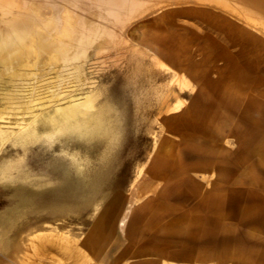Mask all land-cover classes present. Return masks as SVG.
<instances>
[{"label": "rangeland", "instance_id": "obj_1", "mask_svg": "<svg viewBox=\"0 0 264 264\" xmlns=\"http://www.w3.org/2000/svg\"><path fill=\"white\" fill-rule=\"evenodd\" d=\"M196 20L178 13L173 34H150L151 28H145L147 34H130L132 46L124 60H106L105 68L93 51L88 53L85 75L103 91L95 105L110 109L114 140L49 134L51 128L40 122L37 136L25 145L13 144L26 133L31 111H52L53 104L78 98L92 85L79 87L73 80L58 85V68L36 84L31 78L0 81V139L5 131L12 139L0 141V264H98L106 253H118L131 230L133 236L136 229H145L152 217L155 223L151 207L164 202L155 196L176 190L178 182L183 186L178 190L188 196L185 226L195 220L200 240L212 236L205 254L216 255V264H264V83L250 80L259 75L251 67L226 69L233 56L248 64L228 34H188V26L203 25ZM150 36L155 49L163 43L186 47L189 54L176 67L191 86L179 89L168 59L155 58L145 46ZM213 48H222L220 61L204 57ZM203 58L207 64L200 63ZM233 74L246 80L233 79ZM164 95L168 105L162 109ZM169 161L175 168L165 165ZM100 174L104 181L96 180ZM19 190L28 193L20 197ZM191 234L192 229L185 230V246L194 243ZM115 241L118 246L109 250L107 244Z\"/></svg>", "mask_w": 264, "mask_h": 264}, {"label": "bare ground", "instance_id": "obj_2", "mask_svg": "<svg viewBox=\"0 0 264 264\" xmlns=\"http://www.w3.org/2000/svg\"><path fill=\"white\" fill-rule=\"evenodd\" d=\"M178 13H183L203 22L201 27L188 26V34H228L229 39L240 45V55L243 54L242 56L246 61L248 60V64L238 63L237 57L232 55L233 57H230L227 63L225 62L226 69L232 67L241 69L242 66L251 67V70L259 75L250 78V80L256 81L257 84L264 83V0H0V81L8 78L14 83H19L31 78L29 80H33L36 84L35 81L47 76L50 70L58 68L60 71L56 84L63 85L64 82L73 80L79 83V87L88 83L92 85L90 90L78 98H73L64 104H58V102L57 105L53 104L54 109L52 111L46 112L44 110L39 113L31 111V122L27 127H23L26 129V133L13 144L25 145L29 138L37 136L36 133L39 130L38 127L37 129L35 127L40 122L51 128L52 132L49 134L58 132L64 135H75L77 138L87 141L106 137L110 140L116 139V131L113 129L108 114L110 109L95 105L97 98L103 94V91L95 88V82H89V78L85 75V66L89 61L88 53L93 51L97 60H100L98 63L102 66L105 65L102 63L106 60L113 59L112 61H116L126 52H129L130 46H132L130 34H147L148 28H151L149 29L150 34H173L174 32L171 30L175 27L173 19ZM162 29L164 32L157 33ZM150 37L144 41L145 46L147 45L153 51L155 58L168 59L171 68L174 70L173 79L175 82L177 81L176 84L179 85V89L183 87V84L191 86L190 79L176 67L178 65L176 62H185L189 54L185 49L186 47L163 43L161 47L158 46L155 49L154 46L150 45V39L153 40L154 37ZM220 50L215 52L214 48L210 49L204 57L208 61L214 59L220 61L223 54L222 48ZM242 56H239L238 59ZM183 57H185L184 60L181 59ZM205 58L200 62H204L202 65L207 64L205 63L207 61H204ZM161 65L164 67L165 64ZM234 71L236 70L234 69ZM225 75L228 77L227 74ZM235 75L233 74V79L246 80L243 76L236 77ZM174 81L172 80V82ZM229 81L232 82L230 79ZM175 82L172 84L175 85ZM54 94V96L58 95L55 92ZM72 94L70 90V95ZM167 97L164 95L162 98V109L168 105L165 104ZM18 98L20 97L18 96ZM32 100L30 102L33 103L36 99ZM33 106L35 105L25 107L24 113ZM6 109L7 107L2 109L1 114ZM5 132L1 134V143L11 139V136ZM170 161L164 162L165 165H173L175 168V163H170ZM103 175H98L96 180L102 181ZM64 191L66 197L70 196L71 191L68 188ZM27 193L24 190L16 192L17 196L20 197L27 195ZM87 193L90 194L91 192ZM74 195L76 196V194ZM187 197L184 195V199ZM20 202L22 203L19 201L18 205L23 206V203ZM61 205L64 206V203ZM56 214L58 213L56 212ZM150 223L149 227L154 224L153 221ZM183 255H186L185 251Z\"/></svg>", "mask_w": 264, "mask_h": 264}, {"label": "crops", "instance_id": "obj_3", "mask_svg": "<svg viewBox=\"0 0 264 264\" xmlns=\"http://www.w3.org/2000/svg\"><path fill=\"white\" fill-rule=\"evenodd\" d=\"M175 186L177 187L176 190L174 187V190L167 189V191L162 190V192L156 193L155 198L164 200V202L158 201L151 207L153 208L151 214L157 216L155 223L153 222L154 227L145 225V229L143 230L141 228L136 229V231H140L134 233V237L131 235V230L129 238L123 241L125 244H119L120 250L118 253L112 256L106 253L103 256V260L99 261L98 264H216V255L211 253L205 254L207 249L205 244L211 240L212 236L204 234L202 237L205 240H200L199 234L201 230L194 225L196 224L195 220L188 227L185 226V192L183 189L182 191L178 190L179 187H183L181 186V182H178ZM203 197H207V199L212 198L211 195ZM197 206L201 207V203ZM154 220L155 218L152 217V221ZM187 229L194 231V234L190 235L194 243L185 246L184 238L185 230ZM204 229L207 230L208 228ZM190 236H188L189 240ZM146 241H151L152 244L149 246L139 245V243L143 244ZM202 242H204V249H202ZM117 244V241H115L113 244L107 245L110 250L112 245L118 246ZM136 246L139 248L137 253L140 254L133 252L134 250L132 249ZM185 248L186 251H189L187 257L183 255ZM148 252L149 254H147ZM208 252H211L210 247H208Z\"/></svg>", "mask_w": 264, "mask_h": 264}]
</instances>
